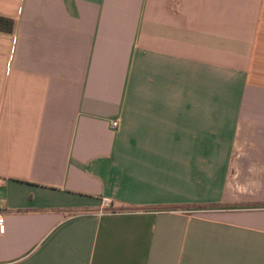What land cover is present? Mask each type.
I'll return each instance as SVG.
<instances>
[{
	"label": "crops",
	"instance_id": "obj_1",
	"mask_svg": "<svg viewBox=\"0 0 264 264\" xmlns=\"http://www.w3.org/2000/svg\"><path fill=\"white\" fill-rule=\"evenodd\" d=\"M0 17V264H264V0Z\"/></svg>",
	"mask_w": 264,
	"mask_h": 264
},
{
	"label": "built area",
	"instance_id": "obj_2",
	"mask_svg": "<svg viewBox=\"0 0 264 264\" xmlns=\"http://www.w3.org/2000/svg\"><path fill=\"white\" fill-rule=\"evenodd\" d=\"M110 126H111L112 128H116V127H117V122H116L115 120H112V121L110 122ZM101 202H102V204H103L104 206H108V204H109V201H108V199H106V198H103ZM2 228H3V213H2V211H1V209H0V234H1V232H2Z\"/></svg>",
	"mask_w": 264,
	"mask_h": 264
},
{
	"label": "trees",
	"instance_id": "obj_3",
	"mask_svg": "<svg viewBox=\"0 0 264 264\" xmlns=\"http://www.w3.org/2000/svg\"><path fill=\"white\" fill-rule=\"evenodd\" d=\"M11 20L0 17V31H10Z\"/></svg>",
	"mask_w": 264,
	"mask_h": 264
}]
</instances>
